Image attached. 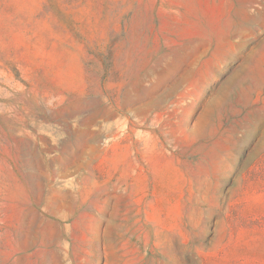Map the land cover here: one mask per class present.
Segmentation results:
<instances>
[{"label":"rangeland","instance_id":"1","mask_svg":"<svg viewBox=\"0 0 264 264\" xmlns=\"http://www.w3.org/2000/svg\"><path fill=\"white\" fill-rule=\"evenodd\" d=\"M0 264H264V0H0Z\"/></svg>","mask_w":264,"mask_h":264}]
</instances>
